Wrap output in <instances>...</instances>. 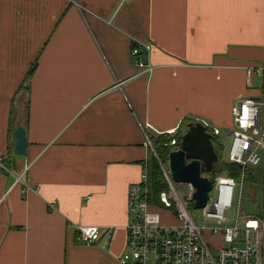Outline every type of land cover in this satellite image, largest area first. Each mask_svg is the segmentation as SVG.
Wrapping results in <instances>:
<instances>
[{
    "label": "crops",
    "instance_id": "1",
    "mask_svg": "<svg viewBox=\"0 0 264 264\" xmlns=\"http://www.w3.org/2000/svg\"><path fill=\"white\" fill-rule=\"evenodd\" d=\"M263 96L264 0H0V264H120L145 141L190 121L221 144L233 106Z\"/></svg>",
    "mask_w": 264,
    "mask_h": 264
},
{
    "label": "built area",
    "instance_id": "2",
    "mask_svg": "<svg viewBox=\"0 0 264 264\" xmlns=\"http://www.w3.org/2000/svg\"><path fill=\"white\" fill-rule=\"evenodd\" d=\"M125 1V0H123ZM122 5V4H121ZM119 6V8L121 7ZM148 55V60L140 58L142 50ZM151 45L139 43L131 51L136 67L145 73H152L154 66L150 61ZM262 74V71L257 72ZM252 70L248 71L250 82ZM234 129L231 135V147L228 162L239 165L241 173L238 179L227 174H220L211 179L209 174H203L213 183L207 205L202 208L205 222L222 226L230 219L226 213L236 208L235 226L221 229L210 228V236L220 243L230 245V248H211L205 237L206 226L200 227L191 213V204H195L196 189L191 185L188 199H182L178 194L171 176L169 163H163L149 139L145 146L152 150V157L159 162L166 191L160 194L159 204L176 218L177 225L171 226L162 221L157 205L152 203L149 195L150 168L149 158L145 159L140 181L134 185L128 198L130 222L127 226V245L129 251L120 259V264H264V199L263 214L259 217L253 214H242L245 178L251 167H258L264 152V96L260 99L244 98L232 108ZM209 132L218 135L219 131L201 122ZM171 145H176L173 140ZM168 162V160H167ZM10 173L0 157V173ZM238 181V182H237ZM16 183H23L26 189L30 186L24 182V174L16 177ZM56 202L51 204L53 208ZM77 234V240L87 246L99 245L103 232L97 226H71ZM244 234L245 243L241 247H233L240 235ZM112 238L110 232L105 233V242ZM216 252V253H215Z\"/></svg>",
    "mask_w": 264,
    "mask_h": 264
},
{
    "label": "water",
    "instance_id": "3",
    "mask_svg": "<svg viewBox=\"0 0 264 264\" xmlns=\"http://www.w3.org/2000/svg\"><path fill=\"white\" fill-rule=\"evenodd\" d=\"M14 137L15 154L27 156L26 129L18 127ZM218 161L214 137L201 122L190 123L182 135L180 146L169 154L168 162L173 181L190 183L196 189L195 209H202L207 205L213 183L203 174L214 172Z\"/></svg>",
    "mask_w": 264,
    "mask_h": 264
},
{
    "label": "rangeland",
    "instance_id": "4",
    "mask_svg": "<svg viewBox=\"0 0 264 264\" xmlns=\"http://www.w3.org/2000/svg\"><path fill=\"white\" fill-rule=\"evenodd\" d=\"M18 101L20 103V100ZM185 132L183 131L182 135H184ZM221 140H222L221 142L222 149L220 151V157L222 160L228 161V154H229L232 141H231V138H229L226 134L222 135ZM262 157H263L262 163L258 167L249 168L248 174L245 178L242 214H253L259 217L263 214L264 152H262ZM148 158L151 162L152 154H149ZM168 163L169 162H167L166 164L168 165ZM174 184H175L176 190L178 194L180 195V197L182 199H188L191 194V184L183 183V182H175V181H174ZM152 203H154V201H152ZM190 210L198 226L200 227L206 226L207 230L205 233V237L207 241L209 242L211 248L215 250L220 249L221 247L230 248V245L224 244V243L222 244V242L220 243V241L217 238L210 236V232H208V230L210 228H215V227L221 228L222 230L225 228L234 227L235 226L234 219L236 218V208L235 207L226 213V216L230 219V221L226 222L222 226H217L215 223H212V222H205L203 219L202 209H195L194 204H191ZM157 211L161 214L162 221L165 224H170L171 226L177 225V220L171 214L170 210H166L162 205L158 204ZM244 243H245V238H244V234L242 233L240 235V239L238 240V242H236L233 245V247H241L244 245ZM125 248H126L125 253H127L129 251V248L127 245V238H126Z\"/></svg>",
    "mask_w": 264,
    "mask_h": 264
},
{
    "label": "trees",
    "instance_id": "5",
    "mask_svg": "<svg viewBox=\"0 0 264 264\" xmlns=\"http://www.w3.org/2000/svg\"><path fill=\"white\" fill-rule=\"evenodd\" d=\"M35 69H36V66L31 69L30 74L34 73ZM189 123L190 121H186L183 124L184 127H187ZM213 137H214V145H215L218 157H219V161L214 168V172L209 174L210 178L214 179L216 176L220 174H227L237 179L241 173V167L239 165L232 164V163H229L228 161H224L221 159L220 151L222 149V145L216 141L215 135H213ZM181 139H182V134L180 132H176L173 135L164 134V135L153 138L154 149L163 163L166 164L169 154L180 146ZM173 140L176 141V145L172 146L171 142ZM149 168H150V181H149L150 200L151 202L154 201V204L158 206L160 194L166 191L167 185L163 178V173L161 171L159 162L156 160L155 157H152L151 162L149 161Z\"/></svg>",
    "mask_w": 264,
    "mask_h": 264
}]
</instances>
